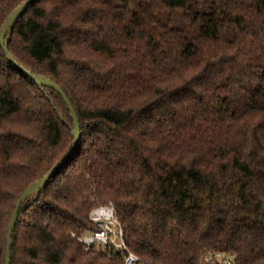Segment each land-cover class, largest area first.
<instances>
[{"label":"trees","instance_id":"obj_1","mask_svg":"<svg viewBox=\"0 0 264 264\" xmlns=\"http://www.w3.org/2000/svg\"><path fill=\"white\" fill-rule=\"evenodd\" d=\"M24 1L0 0V29ZM4 40L81 134L23 202L10 264H124L79 241L104 205L137 264H264V0H35ZM73 127L0 47V264Z\"/></svg>","mask_w":264,"mask_h":264},{"label":"water","instance_id":"obj_2","mask_svg":"<svg viewBox=\"0 0 264 264\" xmlns=\"http://www.w3.org/2000/svg\"><path fill=\"white\" fill-rule=\"evenodd\" d=\"M35 0H26L24 1L21 5H19L6 19V21L4 22V24L2 25L1 29H0V47L7 59V61L18 71H20L21 73L25 74L26 76H28L32 81L34 82H41L44 83L47 86H50L52 88H54L59 95L62 97L63 102L65 103V105L68 108V111L70 113V117L74 123V127H73V131H72V135H73V144L71 146V148L69 149V151L64 155V157L56 164L52 167V169L41 179H39L38 181H36L35 183H33L32 185H30L28 187V189L26 191L23 192V194L21 195L20 199L18 200V202L15 205L13 214L11 216V219L9 221L8 224V228H7V233H6V245H5V259H4V264H10L11 262V250H12V237H13V232L15 230L17 221H18V217L22 211V204L25 201V199L30 196L33 192H35L38 189L43 188L48 181L57 173V171L68 161V159L72 156V154L75 152L79 140H80V129L78 126V120H77V116L74 112L73 107L71 106L70 102L68 101V99L66 98V96L64 95V93L61 91V89L51 80L49 79H45L43 77L40 76H35L33 75L31 72L26 71L23 67H21L15 60L14 58L10 55L9 51H8V45H7V41L4 40L5 34L8 30V28L10 27V25H12V23L14 21H16V19L18 17H20L23 13H25V11L28 9V7L34 2Z\"/></svg>","mask_w":264,"mask_h":264},{"label":"built area","instance_id":"obj_3","mask_svg":"<svg viewBox=\"0 0 264 264\" xmlns=\"http://www.w3.org/2000/svg\"><path fill=\"white\" fill-rule=\"evenodd\" d=\"M90 220L96 229L79 239L85 249L107 247L120 254L124 264H137L139 262V258L128 250L123 240L122 228L116 221L111 206L104 205L94 209L90 213ZM205 260L212 264H233L234 254L216 252L206 255Z\"/></svg>","mask_w":264,"mask_h":264},{"label":"rangeland","instance_id":"obj_4","mask_svg":"<svg viewBox=\"0 0 264 264\" xmlns=\"http://www.w3.org/2000/svg\"><path fill=\"white\" fill-rule=\"evenodd\" d=\"M123 231V230H122ZM123 240H124V236H123ZM124 242H125V240H124ZM126 244V243H125ZM94 249V248H93ZM121 256V255H120ZM122 257V256H121ZM123 259V258H122ZM123 263H124V261H123Z\"/></svg>","mask_w":264,"mask_h":264}]
</instances>
